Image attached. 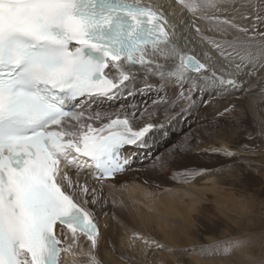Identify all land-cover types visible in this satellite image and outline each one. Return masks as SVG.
<instances>
[{
	"label": "bare ground",
	"instance_id": "bare-ground-1",
	"mask_svg": "<svg viewBox=\"0 0 264 264\" xmlns=\"http://www.w3.org/2000/svg\"><path fill=\"white\" fill-rule=\"evenodd\" d=\"M126 1L145 5L161 13L165 18V42L153 49H145L141 56L132 61L112 64L106 75L114 85V90L75 103L71 117L61 121L58 129L71 139L75 137L80 142L91 141L106 134L114 122L129 117L127 121L124 120L128 123V131L140 133L143 137L133 147L127 146L124 150L125 156L132 161L131 166L113 180L99 186L100 190L109 192L118 182L120 189L114 188L113 197L121 198L119 204L106 205L111 215L101 221L71 191L74 187H81V182L87 181L95 186L96 181L91 176L87 178L86 173L75 170L70 155L67 156L68 165L62 169L61 183L67 194L93 217L98 233L88 239L58 226L55 231L61 246L59 264H118L113 260L114 256L127 264H163L161 255L154 248L148 251V247L160 242L176 247L177 240L187 239L190 227H194L191 216L194 212L198 214L200 205L207 201L206 193L213 195L216 210L224 205L221 210L230 209L234 200L231 196L224 199L219 197L217 183L212 178L207 179L210 186L194 188L193 193L171 191L170 183L160 179L162 191L150 194L133 181L132 166L140 164L143 167V163L151 158L149 155L155 150L159 153L169 142L168 139L179 142L186 136L190 137V132H199L200 121L203 127L208 123L235 122L238 125L246 122L255 126L254 132L264 136V107L262 111L256 107V103H264V64L260 66L264 61V52H258L263 56L254 59L253 53L249 52L251 40L243 38L247 39L248 33L252 31L251 0ZM188 54L198 59L204 69L195 74L184 69L181 61ZM237 71L241 72L237 80L242 83V87L232 89L220 84L226 75ZM260 81L263 85H260ZM107 103L115 107L97 109ZM140 104L146 108L145 112L140 110ZM125 109L134 113L135 118L131 114L124 116L126 114L122 113ZM238 114L243 115L239 118ZM188 116L192 118V126H187L190 121H182ZM74 120V123H70ZM204 147L212 154L224 152L227 158L235 154L233 145L224 140L219 144L208 143ZM171 153L176 154V150ZM159 155L164 160L154 167L169 165L177 175L196 157L190 151L189 144L177 152L183 158L177 163L171 164L164 158V152ZM149 168L147 166L144 169ZM200 169L199 174L208 171ZM65 172L67 178L63 177ZM185 198L188 201H184ZM148 241L151 243L147 244ZM132 243L133 246H130ZM22 260L24 264H31L26 253H23ZM232 261L196 262L235 264Z\"/></svg>",
	"mask_w": 264,
	"mask_h": 264
},
{
	"label": "rangeland",
	"instance_id": "rangeland-1",
	"mask_svg": "<svg viewBox=\"0 0 264 264\" xmlns=\"http://www.w3.org/2000/svg\"><path fill=\"white\" fill-rule=\"evenodd\" d=\"M250 5L253 20L252 31L248 33L247 39L242 37L245 40H251L252 46L249 52L253 53L255 59L260 57L259 55L263 56L264 52L261 50L264 49V0H251ZM263 64L264 61L260 63V66ZM260 85L263 83L261 82ZM256 105L262 111L264 103L258 102ZM114 107V104L107 103L97 109L108 110ZM143 107L140 104V110L145 112L146 108ZM122 114H126L124 116L131 114L135 118V114L129 109H125ZM118 115L121 117V114ZM242 115L238 114V117ZM128 118L126 117V120ZM144 119L146 120L145 117ZM185 120L190 121L187 126H192L191 116L182 119L183 122ZM202 125L203 122L200 121L198 125L200 131L190 132V137L186 136L179 142H174L171 138L173 136H170L171 139H168L167 145L160 149V152L165 154L164 158L174 164L183 159L181 155H177V152L179 153V150L187 144L190 145V151L196 157L188 162L185 170H180L181 174H174L175 172L171 171L169 165H163L162 168L154 167L164 160L159 155L160 152L155 150L149 155L151 158L143 163L145 164L143 167L140 164L132 166L133 181L150 194L162 191L160 179H165L170 183L171 191L193 193L194 188L210 186L211 183L207 179L212 178L217 183L218 196L223 199L231 196L234 200L233 205L225 210H221L225 205L221 206L218 208L219 212L213 203V195L206 193L207 201L200 205L198 214L194 212L191 216L194 227H190L187 239L177 240L176 247L160 242L148 247L147 250L154 248L161 255L163 264L214 263L221 259H232L235 264H264V136L262 133L254 132L255 126L246 122L238 125L235 122L230 124L227 122L208 123L205 127ZM223 140L230 142L235 150V154L230 158H227V154L221 151L212 154L204 147L208 143L219 144ZM172 150H176V154L171 153ZM210 160L215 161L210 162ZM147 166L153 168L145 170ZM200 168L208 171L199 174ZM81 183V187L71 189L72 193L86 204L98 220L109 217L111 213L106 205L119 204L121 198L115 199L113 194L115 193L114 188L119 191L120 184L117 182V185L112 188L113 191L108 192L100 190V185L95 184L94 186L87 181ZM184 201H188V198ZM103 241L104 239L101 242ZM150 243L151 241L147 242V244ZM130 246H133V243ZM113 260L118 264H127L115 256Z\"/></svg>",
	"mask_w": 264,
	"mask_h": 264
},
{
	"label": "water",
	"instance_id": "water-1",
	"mask_svg": "<svg viewBox=\"0 0 264 264\" xmlns=\"http://www.w3.org/2000/svg\"><path fill=\"white\" fill-rule=\"evenodd\" d=\"M181 65L184 69H186L187 71L193 74L198 73L199 71L204 69L203 64L198 59H196L194 56L190 54L186 55L182 59ZM240 75H241V72H238V71L230 75L228 74L220 81V84L224 87H229L232 89L240 88L242 87V83L238 82L237 80V76H240Z\"/></svg>",
	"mask_w": 264,
	"mask_h": 264
}]
</instances>
